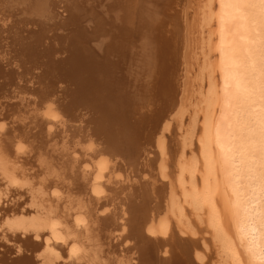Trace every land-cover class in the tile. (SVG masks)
<instances>
[{"label":"bare ground","instance_id":"1","mask_svg":"<svg viewBox=\"0 0 264 264\" xmlns=\"http://www.w3.org/2000/svg\"><path fill=\"white\" fill-rule=\"evenodd\" d=\"M259 97L264 0H0V264H264Z\"/></svg>","mask_w":264,"mask_h":264},{"label":"rangeland","instance_id":"2","mask_svg":"<svg viewBox=\"0 0 264 264\" xmlns=\"http://www.w3.org/2000/svg\"><path fill=\"white\" fill-rule=\"evenodd\" d=\"M216 6V3H214V7ZM211 29V30H210ZM214 30H215V32H214ZM211 31H213V32H211ZM210 32H211V34H210ZM213 34H214V36H213ZM204 36L206 37L205 39H207L209 36H210V39L212 40V42L214 43V42H216V24H215V19H213V21L211 22V25H210V27H209V29H205V32H204ZM213 38V39H212ZM216 53V54H215ZM217 57V51H213V53H210V55H209V62H213L214 61V59ZM259 61H260V63H262L261 61H262V59H260L259 58ZM130 75V74H129ZM128 74L126 75L125 74V76H129ZM131 75H134V72L131 74ZM130 75V76H131ZM215 76H216V74H215ZM137 77L135 76L134 77V79H136ZM216 80H217V86H218V88H219V81H218V79H219V76L217 75L216 77ZM217 88V89H218ZM210 98H214V97H210ZM263 100L264 98H262V97H259V98H257L256 100H255V102L258 100V101H260V100ZM262 101H260V102H258V103H261ZM262 103H264V101L262 102ZM218 106H219V103L215 106V108H217L218 109ZM6 127V128H5ZM4 128L6 129V131H7V126H4ZM3 128V129H4ZM6 131H5V133H6ZM3 132H4V130H3ZM94 145V144H93ZM10 146H11V149L13 150V151H15V152H21V153H24L23 155H25L28 151H29V148L27 147V145H25V144H16V145H12V144H10ZM21 146V147H20ZM20 147V148H19ZM94 147V146H93ZM22 155V156H23ZM18 164L20 165V162H18ZM4 165V164H3ZM111 165H113L114 166V163H113V161H111ZM13 166H15V167H17L18 165H17V163L16 164H13ZM88 166V170L89 169H91L92 168V166L93 165H91V164H88L87 165ZM3 167V168H2ZM0 169H2L1 170V174L2 175H4V173H3V171H4V169H5V166H2ZM13 177H16V176H11L8 180L7 179H4V178H2V179H4L5 181H7V184H4L3 186H0V194L2 193L3 195L6 193V188L8 189V184H9V182H13V183H15V184H22L23 185V183H22V178H19V177H16V178H13ZM19 182V183H18ZM2 187V188H1ZM2 189V190H1ZM57 189V190H56ZM53 190V191H52ZM50 192H52V193H50ZM47 193H48V195L49 196H55V197H62L64 194H63V192H62V190L60 191V189L59 188H50V189H48L47 190ZM52 194V195H51ZM10 202V203H9ZM28 202V201H27ZM25 203L24 204V202H23V204L20 206L21 208H20V212H19V214H17V213H12V212H9V214L7 213V212H5L4 213V208H5V206L4 205H6V207L8 206V205H10L11 204V199H9V200H7L6 202L4 201V202H2L3 204L0 206V217H1V219H0V224H3L4 222H6V221H12V220H16V219H20L21 217L23 218V217H25V218H30V217H33V216H36V214H35V212L34 211H26L25 212V214L23 213V211H24V209L26 208V210H28L29 209V207L28 206H31V204L29 205V203ZM3 206V207H2ZM2 212V213H1ZM31 212V213H30ZM33 214H35V215H33ZM4 215V216H3ZM8 215V216H7ZM11 215V216H10ZM50 215V214H49ZM10 216V217H9ZM18 216H19V218H18ZM48 217V216H47ZM46 217V220H48L47 221V225L46 226H48L49 228H51L52 230L53 229H55V230H53V231H59L60 229H62V228H67V227H74V224L76 223V221H75V217H71L70 218V214H69V216L67 217V219H68V223H63L61 220H51L50 218H47ZM14 218V219H13ZM24 218V219H25ZM3 219V220H2ZM9 219V220H8ZM52 221V222H51ZM56 222V223H55ZM74 222V223H73ZM53 223V224H52ZM50 229V230H51ZM23 235V234H22ZM36 237H38V236H35V237H33L34 239L36 238ZM48 237H50V239L52 238L51 236H48ZM48 237H47V235L45 236V238L42 236V238H40L41 239V241H45L44 243H48V244H51L52 242H53V240H55L56 241V239H57V237H54L53 236V238H56V239H53L52 240V242H51V240H49L48 239ZM65 236H62L61 238H64ZM66 239V240H65ZM60 240V242L62 241V242H66L67 241V238H64V239H59ZM59 240L57 241V242H59ZM54 241V242H55ZM57 242H55V243H57ZM79 249H81V247H78V250ZM80 251V250H79ZM40 254L41 253H37L36 254V257H38V256H40Z\"/></svg>","mask_w":264,"mask_h":264},{"label":"flooded vegetation","instance_id":"3","mask_svg":"<svg viewBox=\"0 0 264 264\" xmlns=\"http://www.w3.org/2000/svg\"><path fill=\"white\" fill-rule=\"evenodd\" d=\"M11 187H13V188H19V185H11ZM39 228H41V227H38V229L36 228V229H34V230H36V235H38L39 237H41L43 234H45L44 232L46 231L44 228H43V230H44V232H43V230H42V228L39 230ZM4 229H6V228H4ZM14 229H16V230H14ZM19 228H13V230L11 231V232H14V231H16V232H14V233H17L19 230H18ZM32 230L31 229V227H29L28 228V232L30 233V230ZM39 230V231H38ZM32 232V231H31ZM39 232H43L42 234H40ZM47 232V231H46ZM30 236V234L29 235H27V237H29ZM48 237V236H47ZM48 239L50 240V237H48ZM52 244H58V243H55L54 241L52 242ZM60 245V244H59ZM79 263H83V259L81 258V257H79V261H78Z\"/></svg>","mask_w":264,"mask_h":264},{"label":"snow or ice","instance_id":"4","mask_svg":"<svg viewBox=\"0 0 264 264\" xmlns=\"http://www.w3.org/2000/svg\"><path fill=\"white\" fill-rule=\"evenodd\" d=\"M0 231H3V229H0ZM37 239H39V237H37Z\"/></svg>","mask_w":264,"mask_h":264}]
</instances>
